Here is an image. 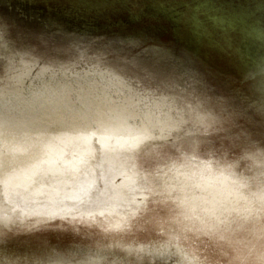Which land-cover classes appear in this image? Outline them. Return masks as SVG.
Here are the masks:
<instances>
[{
  "label": "rangeland",
  "instance_id": "rangeland-1",
  "mask_svg": "<svg viewBox=\"0 0 264 264\" xmlns=\"http://www.w3.org/2000/svg\"><path fill=\"white\" fill-rule=\"evenodd\" d=\"M263 161L264 0H0V255L264 264ZM172 165L231 172L214 228Z\"/></svg>",
  "mask_w": 264,
  "mask_h": 264
},
{
  "label": "bare ground",
  "instance_id": "bare-ground-1",
  "mask_svg": "<svg viewBox=\"0 0 264 264\" xmlns=\"http://www.w3.org/2000/svg\"><path fill=\"white\" fill-rule=\"evenodd\" d=\"M251 14L254 15L251 10H247L245 15L243 14L241 17L237 16L236 19L245 23L244 25L246 27L244 28L246 29V35L254 33L258 36L261 33L259 29H253L254 25H251V23H253L255 20L253 16L251 17ZM259 167V170L261 172H264V161L263 164ZM98 169L99 168H97L96 170ZM168 170L169 172L166 175V179L163 181L165 185L163 191L168 193L173 201L176 202V205L181 208V211L186 218H195L204 226L214 228L215 226L213 224L212 226L209 221V217L211 215V212L213 211L212 204L209 200L210 198H212L210 187L213 181L217 178V175H228L231 174V172H229L228 170L216 172L208 168H193V166L191 167L186 165H172ZM107 176L108 182L110 184H114L113 180L115 179V176H110V174H108ZM92 193L99 194L100 190L94 189ZM257 196H264V190H262V192L260 191ZM91 200H93L94 202H98L102 200V198L97 201L94 200V198ZM84 201L88 202L90 200L88 199ZM176 254L177 257L184 258L185 264H202L198 262L195 255L189 254L187 252L184 253V251L182 253L180 251H177ZM2 260L3 263L1 262ZM0 263L20 264L22 263V260L5 256L4 258H0ZM36 264H102V260L100 261L99 256H85L74 261L70 257L53 255L52 257L44 260L42 263L39 262Z\"/></svg>",
  "mask_w": 264,
  "mask_h": 264
},
{
  "label": "water",
  "instance_id": "water-1",
  "mask_svg": "<svg viewBox=\"0 0 264 264\" xmlns=\"http://www.w3.org/2000/svg\"><path fill=\"white\" fill-rule=\"evenodd\" d=\"M246 11H244L243 13H241L240 17L244 14L245 15ZM221 21V20H220ZM239 22L243 27H245V23H243L242 21H237ZM228 23V22H227ZM232 22L229 21L228 25L231 26ZM0 251H2V248L0 247ZM5 256L4 255H0V258H4ZM85 257V256H84ZM47 258H50V257H37L36 259H34L32 262H22L20 264H36V263H42L44 260H46ZM100 261H101V258H100ZM3 263V260L1 261ZM5 262V260H4ZM1 264V263H0Z\"/></svg>",
  "mask_w": 264,
  "mask_h": 264
}]
</instances>
